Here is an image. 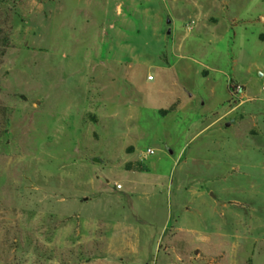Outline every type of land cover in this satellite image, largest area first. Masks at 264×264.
Wrapping results in <instances>:
<instances>
[{"label": "rangeland", "instance_id": "obj_1", "mask_svg": "<svg viewBox=\"0 0 264 264\" xmlns=\"http://www.w3.org/2000/svg\"><path fill=\"white\" fill-rule=\"evenodd\" d=\"M263 86L264 0H0V264H264Z\"/></svg>", "mask_w": 264, "mask_h": 264}, {"label": "crops", "instance_id": "obj_2", "mask_svg": "<svg viewBox=\"0 0 264 264\" xmlns=\"http://www.w3.org/2000/svg\"><path fill=\"white\" fill-rule=\"evenodd\" d=\"M149 77H151V76H149ZM149 77H148V79H149ZM150 81H152L151 79H149ZM132 150V149H131ZM129 153H134V150L133 151H131V152H129ZM182 210V209H181ZM189 210V208H186V212ZM213 215H214V212H216L215 211V207H213ZM208 219V218H207ZM211 222V221H210ZM177 225H176V227H177V234H179L180 233V231H181V228H180V226H178V224L179 223H176ZM212 224H213V221H212ZM166 226H167V229H168V227L169 226H171L170 225V223H169V221H167V224H166ZM212 234L215 236V238H218V242L220 241V239H221V237H220V234H219V232H212ZM215 238H212L211 236H203V237H201L200 239H202L206 244H209V245H217L216 244V240H215ZM217 242V243H218ZM173 251H175V250H173ZM198 250H196L195 252H197ZM176 255H177V258H176V261L177 262H180V263H183V260H184V256H182V255H180V254H178V253H176ZM170 255H165V259H164V263H162V264H169V262H170ZM201 254L200 253H197L195 256H193V257H191L190 259H192V262L194 263V264H200V261H201ZM214 261V258L210 261L211 263H209V264H212V262Z\"/></svg>", "mask_w": 264, "mask_h": 264}, {"label": "trees", "instance_id": "obj_3", "mask_svg": "<svg viewBox=\"0 0 264 264\" xmlns=\"http://www.w3.org/2000/svg\"><path fill=\"white\" fill-rule=\"evenodd\" d=\"M176 108V105H174L171 109H169V111H174ZM169 111H165V113H168ZM125 168L129 171H143L144 168L138 164V163H128L125 165Z\"/></svg>", "mask_w": 264, "mask_h": 264}, {"label": "built area", "instance_id": "obj_4", "mask_svg": "<svg viewBox=\"0 0 264 264\" xmlns=\"http://www.w3.org/2000/svg\"><path fill=\"white\" fill-rule=\"evenodd\" d=\"M149 79H152V77H149ZM263 91H264V86H263ZM149 154H153V151H149Z\"/></svg>", "mask_w": 264, "mask_h": 264}]
</instances>
